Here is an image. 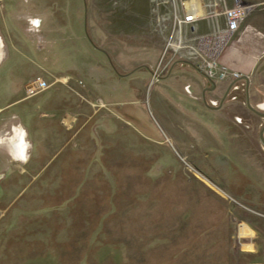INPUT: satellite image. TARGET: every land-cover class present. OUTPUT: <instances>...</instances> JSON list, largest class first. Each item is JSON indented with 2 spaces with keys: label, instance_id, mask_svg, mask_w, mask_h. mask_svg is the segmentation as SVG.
Masks as SVG:
<instances>
[{
  "label": "rangeland",
  "instance_id": "374dc122",
  "mask_svg": "<svg viewBox=\"0 0 264 264\" xmlns=\"http://www.w3.org/2000/svg\"><path fill=\"white\" fill-rule=\"evenodd\" d=\"M163 1L0 0V35L5 51L11 53L12 47L26 46L20 49L24 55L6 59L1 67L6 69L9 63L19 65L13 72L19 81L12 97L22 101L3 109L0 119L11 113L20 116L22 108L46 117L59 109L75 114L76 122L72 121L74 127L69 129L74 131L86 119L82 113L90 115L84 129L54 158L58 163L67 152L77 148L83 155L73 170L85 171L78 179L85 190L77 206L88 208L84 218L72 221V236L61 245L65 258L57 261L264 264V153L259 139L264 118L247 108L244 82L237 84L236 97L226 98L224 106L232 108L227 112L221 110L227 115L219 112L224 132L220 131L219 122L217 135L214 126H209L213 132L208 131L207 117L203 122L209 133L199 131L204 127L197 126L191 117L201 115V106L192 105V110L184 109L185 113L174 111L167 115L157 99L155 86L143 85L138 97L130 96L122 86L134 84L135 80L120 78L113 72L112 67L122 74L140 63L153 69L169 64L166 60L171 58L170 50L165 60L159 62L170 37L163 21L168 4ZM243 1L253 7L240 22L228 47L238 48L245 43L247 49L251 45L256 48L258 63L245 74L252 80L248 100L256 110L264 112V0ZM19 13L26 15L29 26L25 36L13 28L16 20L12 16ZM37 19L39 24L30 23ZM253 35L258 41L248 39ZM4 73L2 77L0 74L3 107L11 100L7 91L13 78ZM172 74L182 75L184 82L192 86L195 82L200 84L204 77L189 65L175 66ZM36 77L52 85L27 96L21 80L30 82ZM54 78L59 79L53 81ZM125 99L132 102L125 105ZM130 109L132 116L127 115ZM20 121L26 122L24 117ZM185 124L190 128L185 129ZM64 125L68 126L66 122ZM228 125L237 133L235 139L243 140L245 145L237 147L240 154L234 153L239 160L232 157L237 168L231 166V159L217 152L200 163L184 156V150L197 156L198 147L190 137L199 146L207 145L204 149L216 144L231 148ZM176 131L184 139L182 146L173 137ZM86 137L91 141L88 152L83 151ZM248 138L252 141L248 142ZM242 151H260L262 155L253 158ZM70 172L66 169L64 173ZM58 216L53 214L55 222ZM8 218V213H0V229L7 228L2 225Z\"/></svg>",
  "mask_w": 264,
  "mask_h": 264
},
{
  "label": "crops",
  "instance_id": "0c3cea01",
  "mask_svg": "<svg viewBox=\"0 0 264 264\" xmlns=\"http://www.w3.org/2000/svg\"><path fill=\"white\" fill-rule=\"evenodd\" d=\"M225 1L230 6L231 0ZM12 18L16 20L13 28L20 30L25 36L29 31V26L26 24V15L19 13L13 15ZM200 27L202 30L204 29L202 24ZM15 30L13 31L15 32ZM253 36H249L248 39L251 38V40L258 41L255 36L252 39ZM245 46V43H241L238 48H234V45L226 48L222 53L221 63L231 69L240 70L244 75L246 73L248 75L255 69L259 58L256 55V48L251 45L252 49L251 47L247 49ZM1 47L0 68L6 59H12L18 54L24 55V50L20 49H24L26 46L17 49L12 47L13 51L7 53L4 40L0 35ZM18 66L16 63H9L6 69L3 67L0 70L1 77L2 75L4 76V72L8 76L10 74L13 76L10 80V89L7 91L11 100L4 107L3 105L0 106V112L5 108L16 106L22 101L21 98L12 97L15 83L19 81V78L13 75V72L18 70ZM58 79L54 78L53 81ZM27 80H21L24 81V87L29 83ZM251 82L252 80L248 79L247 96L250 93ZM228 85V79L218 81L217 90L225 89ZM230 108H232V105L224 106L223 111L227 112ZM20 112V116L16 113H11L9 116L0 119V139L4 141V144L0 145V213L9 214L6 224L2 225L7 228L5 230L0 229V264H47L48 260H53L54 264H65L63 261H57V259L63 260L65 258L61 245L72 236V221L76 218L82 219L84 218L83 216L87 215L88 208L86 210L85 206H77V202L85 190L82 184L78 183V179L85 171L82 172V168L73 170L83 156H80L78 148L67 152L66 158L58 161V163L56 162L57 164L54 162V158L65 151V144L72 141L79 130L84 129L88 119H90V115L89 113H82V115L86 116V119L74 131H71L69 129L74 127L72 121L76 122L75 114L72 112H62L59 109H54L47 117L43 113L35 115L34 110L26 108L20 109ZM21 117H24L26 122L20 121ZM64 122L68 126H65ZM228 127L230 129L226 133L228 135L231 134L230 139L233 143L231 148H226L222 144L220 147L219 144H216L204 149L207 145L203 146L200 144L199 146L190 137L191 142L198 147V152H195L197 156H192L188 150H184V156L194 159V163H200L205 157L208 158L209 154L217 152L232 161L235 152L240 154V150L237 147H245V145L243 140L235 139L237 133L231 130L232 126L228 125ZM199 129V131L202 130L206 133L212 132L210 130L208 132L205 128ZM219 129L223 134L224 130L221 122ZM25 132L27 133L25 139L31 143L32 147L29 150L30 159L28 162L21 163L12 160L7 148H15L19 137ZM176 133L173 134V137L178 141L177 144L182 146V143L185 144L183 142L184 139L182 140L179 132L176 131ZM86 140L87 146L84 147L83 151L88 152L91 147V141L87 137ZM249 141H252V139L248 138ZM253 146L255 145L253 144ZM202 149L203 152H201ZM244 153H247L246 156L249 155L253 158L257 154L262 155L260 151H254L253 153L247 151ZM236 159L238 158L236 157ZM234 166L235 168L238 167ZM66 169L71 170L68 178V175L64 173ZM53 200H56L57 203L49 204V201ZM5 201H8L6 205H4ZM55 213L59 214L56 219L57 222L53 218ZM22 223L24 225L20 227ZM67 256L69 257L70 255Z\"/></svg>",
  "mask_w": 264,
  "mask_h": 264
},
{
  "label": "built area",
  "instance_id": "2783aa9c",
  "mask_svg": "<svg viewBox=\"0 0 264 264\" xmlns=\"http://www.w3.org/2000/svg\"><path fill=\"white\" fill-rule=\"evenodd\" d=\"M163 3L168 4L163 21L170 37L160 63L170 50L171 58L167 63L175 61L174 57L178 61L191 62L208 81L236 80L242 76V72L221 63V56L253 5L243 0H233L230 6L225 0H164ZM51 85L52 82L36 77L25 86L26 94L32 96Z\"/></svg>",
  "mask_w": 264,
  "mask_h": 264
},
{
  "label": "flooded vegetation",
  "instance_id": "af4514ba",
  "mask_svg": "<svg viewBox=\"0 0 264 264\" xmlns=\"http://www.w3.org/2000/svg\"><path fill=\"white\" fill-rule=\"evenodd\" d=\"M187 65H189L187 64V61L177 60V61L170 62L169 64H165L163 66L162 64H159L158 66H156L155 69H153V68H150V66L145 63L144 64L140 63L138 65H135L131 70L125 73H122V74L118 73L117 70L114 69V67L112 68H113V72H115L118 77L125 78V79L130 78V79L135 80L134 84H129L128 82V83L123 84L122 86V88H124L126 92H130V96L138 97L137 94L139 93L143 85L145 86V88L149 84L152 86H155L156 92H157V99L159 103L163 105V108H164L163 112H165L167 115L169 112H174V111H179V112L181 111L182 113H185L186 111H184V109L192 110V107L194 106L195 107L201 106L202 107L201 109L202 111H200L201 115L198 116V115L192 114L191 117L197 121L196 122L197 126H202V127H204L203 121L205 120V117H207L210 122V123H207V129H209V126L216 127L217 130L215 131H217V135H218L219 134L218 126L220 122V119L218 116L219 112L221 110L223 111L224 102L226 98L233 97V96L236 97L235 92L238 90V87L236 86L238 83L239 84L243 83V80L235 81L232 79H228L229 85L225 89H221L219 91L217 90V82L225 80V79L212 80L213 84H211L205 77H203V81L200 84L195 82L192 86L191 84L184 82L182 75L172 74V71L175 68V66H179L180 68H182L185 66L187 67ZM161 67L163 68L162 71L160 69ZM193 68H195L194 65H193ZM137 71H143L146 73L142 75L134 74ZM244 89H245L246 97L248 98L245 82H244ZM210 100H212L213 103H210ZM131 102H132L131 99H125L123 101V104L127 105ZM207 111L210 112L209 117L207 116ZM127 115L132 116L131 109L128 111ZM198 118H201V119H198ZM184 128L189 129L190 127L188 126V124H185ZM209 130L212 131L213 129H209ZM260 146L262 147V150L264 153V145L262 144V142ZM229 163L231 164V166H234V163L232 161Z\"/></svg>",
  "mask_w": 264,
  "mask_h": 264
},
{
  "label": "clouds",
  "instance_id": "9594fccd",
  "mask_svg": "<svg viewBox=\"0 0 264 264\" xmlns=\"http://www.w3.org/2000/svg\"><path fill=\"white\" fill-rule=\"evenodd\" d=\"M30 23L39 24L40 21L37 19V20L30 21ZM26 135L27 133L25 132L19 137V140L15 148H12V147L7 148L8 154L12 158V160L19 161L21 163H27L28 160L30 159L29 150L32 146H31V143L25 139ZM3 144H4V141L0 139V145H3ZM253 235H255V233H253Z\"/></svg>",
  "mask_w": 264,
  "mask_h": 264
},
{
  "label": "water",
  "instance_id": "95a60500",
  "mask_svg": "<svg viewBox=\"0 0 264 264\" xmlns=\"http://www.w3.org/2000/svg\"><path fill=\"white\" fill-rule=\"evenodd\" d=\"M187 64H189L190 66L193 67V65L190 62H187ZM236 80H243V81H245V86H246V91H247V87H248V76L247 75H242L241 77H239ZM209 83L213 84V81L212 80H209ZM246 105H247V108L249 110H251L254 114H256L257 116H260V117H263L264 118V112L259 111V110H256L254 107H252L250 105L249 100H248L247 97H246ZM263 132H264V125L259 130V139L262 142V144L264 145V134H263ZM194 171H195V173H197L198 175H200L202 178H204L205 180H207V182H209V180L206 179L205 177H203L196 169Z\"/></svg>",
  "mask_w": 264,
  "mask_h": 264
}]
</instances>
